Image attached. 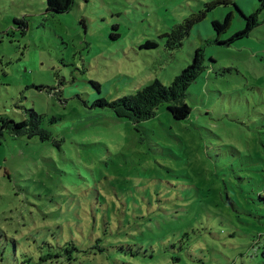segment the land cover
Here are the masks:
<instances>
[{
  "label": "rangeland",
  "instance_id": "1",
  "mask_svg": "<svg viewBox=\"0 0 264 264\" xmlns=\"http://www.w3.org/2000/svg\"><path fill=\"white\" fill-rule=\"evenodd\" d=\"M46 1L0 0V121L35 110L50 132L2 138L0 264H40L71 239L72 259L42 264H264V202L228 200L264 195V7L249 36L217 41L261 1ZM198 48L186 119L166 103L141 122L95 104L170 85Z\"/></svg>",
  "mask_w": 264,
  "mask_h": 264
},
{
  "label": "trees",
  "instance_id": "2",
  "mask_svg": "<svg viewBox=\"0 0 264 264\" xmlns=\"http://www.w3.org/2000/svg\"><path fill=\"white\" fill-rule=\"evenodd\" d=\"M260 1L261 7L255 9L250 14H246L241 10V13L245 16V20L247 21L246 26L243 29L236 32L227 41H217L221 44H231L241 38L249 36L260 22L259 13L264 7V0ZM220 2L221 1L217 3ZM46 3L47 10L49 12L64 13L72 7L74 0H47ZM214 6L215 4L210 5L206 9H203L197 15L185 20L183 26H181L179 29L181 44L183 42V39L190 34L193 26L203 20L206 17V13ZM230 21L231 14L228 13L225 17L224 22L214 19L212 21V25L213 28L219 34H221L228 27ZM149 44L153 43L149 42ZM203 59L204 49L198 48L196 50L194 61L187 67H185L170 85H164L162 82L157 80L145 87H142L134 94H128L114 100H108L107 98L102 97L98 99L95 104L102 107L109 106L118 117L129 118L134 122H141L154 117L157 113L158 107L161 104L166 103L168 110L171 112L175 119H186L191 112V106L186 102V96L191 82H194L196 80L203 68ZM29 113V117L24 118L21 121H16L10 118H5L0 121V144L2 143V138L5 137L6 132H9L14 136L27 135L28 137H33L39 134L41 135L42 139H48L50 137V132L45 128H42L41 126L45 114L39 113L35 110H30ZM53 119L56 120L55 117ZM238 195L235 196L236 200H234L232 196L228 197L230 203L237 207H241L244 204L242 198L247 200L248 203L251 202V199L253 201L258 200V202L260 203L264 202V195L262 193L257 196H249L243 193H240ZM103 212L110 214L108 208L103 209ZM100 240V237L95 239L98 245H100ZM61 242L64 243H59L60 247H58L56 251L51 250L48 253L46 252L42 254L40 256L41 260L39 263L42 264L52 259H59L61 257H64V254H67L69 259H72L73 255L71 254V252L73 249L79 250V244L73 239L68 241L61 240ZM61 248L63 249L61 250ZM262 249H264V245ZM262 252L264 254V250ZM174 259L177 260V257L174 256Z\"/></svg>",
  "mask_w": 264,
  "mask_h": 264
}]
</instances>
